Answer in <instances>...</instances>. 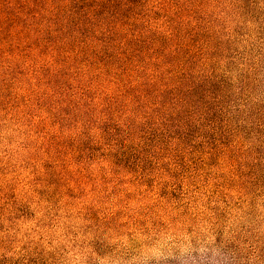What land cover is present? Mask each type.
<instances>
[{
	"label": "trees",
	"instance_id": "obj_1",
	"mask_svg": "<svg viewBox=\"0 0 264 264\" xmlns=\"http://www.w3.org/2000/svg\"><path fill=\"white\" fill-rule=\"evenodd\" d=\"M239 1L0 0V96L28 88L22 103L1 99L29 111L62 167L100 155L102 168L144 177L203 152L223 158L241 198L264 196L260 59L238 45Z\"/></svg>",
	"mask_w": 264,
	"mask_h": 264
},
{
	"label": "rangeland",
	"instance_id": "obj_2",
	"mask_svg": "<svg viewBox=\"0 0 264 264\" xmlns=\"http://www.w3.org/2000/svg\"><path fill=\"white\" fill-rule=\"evenodd\" d=\"M239 2L241 8L230 15L239 13V23L233 24L248 62L260 59L261 82L253 89L259 98L264 96V0ZM27 91L12 86L0 96V259L261 264L264 196L241 198L232 175L224 173L222 157L193 152L178 164L152 162L144 177L129 169L102 168L100 155L95 162L62 167L41 146L29 111L22 104L6 106L1 99L22 103ZM67 171L76 174L77 185H64Z\"/></svg>",
	"mask_w": 264,
	"mask_h": 264
}]
</instances>
